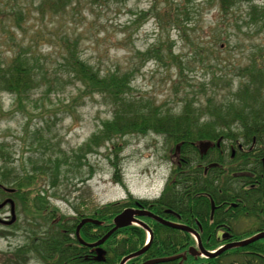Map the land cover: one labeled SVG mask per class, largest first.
Here are the masks:
<instances>
[{"label": "rangeland", "instance_id": "1", "mask_svg": "<svg viewBox=\"0 0 264 264\" xmlns=\"http://www.w3.org/2000/svg\"><path fill=\"white\" fill-rule=\"evenodd\" d=\"M0 4L8 5L0 17V57L9 62L19 53L50 79H40L20 103L0 92V143H5L0 166L5 153L9 166L26 178L36 176L41 196L69 215L73 207L89 216L106 204L154 198L171 164L164 136L151 129L100 134L113 118L111 94L87 89L65 71L67 41L76 43L79 58L99 77L107 70L128 76L124 96L176 113L184 102L203 104L208 96L232 100L246 79L242 69H251L256 53L264 55V0H234L224 13L215 0ZM87 144L91 150L83 152L78 166L41 172L30 162L62 159ZM21 234L0 239V249L22 244Z\"/></svg>", "mask_w": 264, "mask_h": 264}, {"label": "trees", "instance_id": "2", "mask_svg": "<svg viewBox=\"0 0 264 264\" xmlns=\"http://www.w3.org/2000/svg\"><path fill=\"white\" fill-rule=\"evenodd\" d=\"M215 2L224 13L233 5L234 0H215ZM6 8L8 5L0 4V17L5 13ZM64 47L66 53L62 66L65 71L87 89L103 90L111 94L110 102L114 106L113 118L105 123V129L101 130L100 134L103 136L105 131L120 134L151 129L163 135L167 146L169 145L167 153L171 164L167 183L172 184V189L177 191L168 197L164 194L153 201L142 200L143 202L137 203L136 199H132V201L114 202L96 208L89 217L99 220L100 223L88 222L83 225L79 234L84 241L94 242L101 238L110 229L112 218L117 213L124 207L139 203L140 207L161 213L164 217L173 215L165 211L171 209L180 216L181 221L189 225L198 222L202 230L207 225H214L209 219L212 202L216 205L223 201L230 205L225 213L216 209L212 215L213 222L216 217H221L217 213L220 212L230 224L233 221L237 222L241 217L256 218L257 222L264 223L263 54L256 53L257 56L250 61L251 69L249 66L242 69L241 72L246 79H242L238 92H234L236 96L232 100L217 102L213 97L208 96L203 104L194 105L192 101L184 102L180 112L176 113L149 108L148 105L146 108L142 106L140 100L124 96L126 81H129L128 76H119L107 70L108 75L101 78L97 71L79 58L74 41H67ZM40 79L47 83L50 81L47 73L41 72L40 66L37 67L36 63L27 57L17 53L9 62H5L0 57V92L11 93L16 102L27 100L34 86L40 84ZM47 88L51 87L48 85ZM93 138L95 140L98 136ZM4 146L5 143H0V149ZM85 150H91L89 144L85 148L74 150L73 154L65 155L62 159L57 157L53 160L48 156L45 160L30 159V162L38 166L37 169L41 172H48L50 169L58 171L61 165L67 167L71 164L80 165ZM1 158L0 184L14 188V198L20 202L34 201V205L28 207L38 210V218L46 221L47 214L42 215V211L47 207L41 204L46 198L41 196L37 177L26 178L21 171L9 166L7 154L1 153ZM24 186H28L29 190L22 191ZM35 220L37 219L33 221ZM152 223L156 232L150 244V248L154 250H151L152 254L170 256L177 253L180 248L194 243V240L182 231L181 233L153 220ZM58 226L59 228L51 231L47 238L38 237L37 241L34 237L38 233L34 228L28 230L27 234L29 238H33L32 248L43 258H47L48 255L53 257L58 253L60 262L66 261V264H71L72 261H75L74 264H118L124 255L141 248L145 240V231L142 227L130 225L116 230L100 245L102 255L98 258L95 249L81 245L76 239H70L68 233L63 234V228H67V232L74 230L72 224L60 222ZM258 228H248L245 236L258 231ZM262 243L264 245V239L252 242L247 247L237 248V255L243 251L239 264H264L260 259ZM25 248L19 249L16 253L20 258L18 264H25L21 255L25 253ZM251 248L258 250V256L251 257L246 254L245 251ZM105 258L109 259L105 260Z\"/></svg>", "mask_w": 264, "mask_h": 264}, {"label": "flooded vegetation", "instance_id": "3", "mask_svg": "<svg viewBox=\"0 0 264 264\" xmlns=\"http://www.w3.org/2000/svg\"><path fill=\"white\" fill-rule=\"evenodd\" d=\"M169 175H170V172H169ZM169 175H168V178H169ZM168 178L166 180V183L163 189L159 193V195L155 196L154 198H137L136 199L137 203L138 202L141 203L142 200H150V201L152 200L153 201V200L158 199L162 195L164 196V194L166 197H168L172 193H176L177 191L172 189V184L167 183ZM0 191L4 194L3 198L0 199V203L3 200L11 198L13 202V214L15 216V219L13 222L7 223L12 218L11 205L9 202H7L3 207L0 208V229H1L0 239H3L4 237L8 238V236L16 234L19 230L21 231L22 233L21 235L23 237L22 244L20 245L17 244L15 247H12L11 244H8L7 249H0V264H18V261L20 260V258L18 257V254L16 255V253L19 249L24 248V247H26L24 251L25 253L21 255L23 256L22 260L25 261V264H66L67 263L66 261H64L63 263L60 262V256L58 253L56 256L52 257L48 255L47 258H43L41 254H39L38 252L35 251V249L32 248L33 238H29L27 234L28 230H30L31 228H34V231L38 233L34 237L36 241L38 237L47 238L51 231L59 228L58 225L60 222L70 223L72 224L73 229H74L71 232L70 231L67 232V228H63L62 230L63 234L68 233V236L70 237V239L71 238L76 239L81 245L86 246L88 248H93L96 251V247L88 246L80 242V240L77 238V235H76V229L80 221L85 217H89L90 215L85 216L83 213L77 212V209L75 210V207H73L74 214L69 215L67 213L62 212L58 207L54 206V204L51 203L48 199H45L44 201H42V203L40 202L42 205L47 207V209H44L42 211V215L47 214V217H45L46 221H44L41 218H38L37 216L39 214L38 210H35L32 208L30 209L28 207L29 205H34V201L22 200L20 204V201L14 198V194H15L14 191L7 192L2 186H0ZM140 203L139 205L141 206ZM139 205L134 204L130 206L140 207ZM229 207L230 205L223 201L218 202L216 205L212 202L209 219L210 221H212L214 225L213 226L207 225L206 228L203 230L201 228V225L198 222L194 225H189L188 223L181 221L180 216L174 211H172L171 209H165V211L169 214L172 213L173 215L172 214H171L172 216L165 215L166 217H164L163 215H161V213L160 214L154 213L148 208L146 209V208L140 207L142 209L152 212L153 214L157 215L158 217L166 221H169L174 224H180V225L186 226L190 228V230L187 231V230H182L179 228L171 227L168 225H164L161 222L151 217H148V216L138 217L142 222H144L147 225V227H143L135 223H132L130 225H136L138 227H142V229L145 231L144 232L145 240H144V245L142 247H144L145 245L147 247L141 254H138L134 257H130L126 259L122 264H239L240 263L239 259L241 258L243 251L239 255H237L236 253L237 248L244 247V246L247 247L252 242L244 246H232L229 248H225L216 255H211V254L218 252L220 249L224 248L226 245L239 242V241L254 237L258 234L264 233V223L257 222L256 218L251 219V218L241 217L237 222L233 221L230 224L228 222V219H226L224 215H222L220 212H217V213L221 215V217H216L215 222H213L214 220H213L212 215L216 209L221 210L222 213H225V211L229 210ZM263 215H264V207H263ZM61 218H62V221H61ZM34 219H37V220L33 221ZM76 220H78V222H76ZM152 220L159 224L167 226L171 229L179 230L180 232L182 231L183 233L188 234L189 237H191L194 240V243L189 244L185 248H180L177 253L170 255V256L152 254L151 252L154 250L150 248V244L152 240L154 239V235L156 234L153 228L154 224L152 223ZM112 221H113V218H112ZM84 224L80 226L79 230L83 227ZM112 226H113V223L111 222L110 229L112 228ZM256 227L257 228L259 227L258 231L248 236H245L246 235L245 232H248V228L251 229V228H256ZM122 228H119L117 230H120ZM243 229L245 230L247 229V231L244 230V232L239 233V231L241 232L243 231ZM120 236H123V235L120 234ZM79 237L81 238L80 234H79ZM260 239H264V236L253 241V243ZM82 241H84V239H82ZM84 242H86V240ZM141 248H136L130 253L124 255L118 261V264H120L121 261L126 256L139 251ZM261 250H262V253L260 255L262 256V258L260 257V259L264 261L263 243H262ZM245 252H247L246 254H249L251 257L258 256V250L256 248L247 249V251ZM98 258H101V255L98 256ZM167 258H169V260L152 262L153 260H156V259H167ZM72 259H73V256H72ZM106 259H109V258H105V260ZM251 261H254V260L251 259ZM74 262L75 261H72L71 264H74Z\"/></svg>", "mask_w": 264, "mask_h": 264}, {"label": "water", "instance_id": "4", "mask_svg": "<svg viewBox=\"0 0 264 264\" xmlns=\"http://www.w3.org/2000/svg\"><path fill=\"white\" fill-rule=\"evenodd\" d=\"M262 164H263V169H264V157L262 158ZM4 189L7 192H13L14 191L13 188L4 187ZM7 202L10 203L11 209H12V218L7 223H11L15 219V216L13 214V202H12L11 198L2 201L0 203V208L3 207ZM141 216L151 217V218L161 222L164 225H168V226H171V227H175V228H179V229L187 230V231L190 230V228H188L186 226H183V225H180V224H174V223H171L169 221H166V220L158 217L157 215L153 214L152 212H150L148 210H145V209H142L140 207H126V208H124L122 211H120L118 214H116L113 217V221H112L113 226H112V228L107 233H105L100 239H98L97 241L92 242V243H86V242H84V241H82L80 239L79 233H78L80 226L82 224H84V223H87V222H90V223H93V224H99L100 223L99 220H96V219H93V218H89V217L83 218L80 221V223L78 224V226H77L76 235H77V238L80 240V242H82V243H84V244H86L88 246L97 247V253H98V256H100L102 254V250H101V248H99V246L117 229L125 227V226H128V225H130L132 223L139 224V225H141L143 227H147V225L138 218V217H141ZM262 236H264V233L258 234V235L254 236V237H251V238L239 241V242H235V243L226 245L224 248L220 249L218 252L213 253L211 255H216L219 252H221L223 249L229 248V247H232V246H244V245H247V244L259 239ZM146 247L147 246L145 245L139 251L134 252V253L126 256L121 261L120 264H122L126 259H128L130 257H134V256H136L138 254H141L146 249ZM163 260H169V258H167V259H156V260H153L152 262H159V261H163Z\"/></svg>", "mask_w": 264, "mask_h": 264}]
</instances>
